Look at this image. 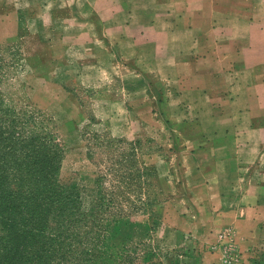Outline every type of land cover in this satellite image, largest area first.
<instances>
[{"label":"crops","instance_id":"crops-1","mask_svg":"<svg viewBox=\"0 0 264 264\" xmlns=\"http://www.w3.org/2000/svg\"><path fill=\"white\" fill-rule=\"evenodd\" d=\"M0 6V39L36 34L47 47L46 58L30 59L40 108L66 110L68 124L88 118L71 86L91 66L98 74L91 116L112 134L146 132L148 109L155 119L171 120L186 171L187 194L179 188L175 201L192 230L212 236L231 228L250 249L264 244V0H0ZM200 212L212 223L198 226Z\"/></svg>","mask_w":264,"mask_h":264},{"label":"rangeland","instance_id":"rangeland-1","mask_svg":"<svg viewBox=\"0 0 264 264\" xmlns=\"http://www.w3.org/2000/svg\"><path fill=\"white\" fill-rule=\"evenodd\" d=\"M22 1L26 5L28 0ZM47 53L44 40L36 34L0 39V113L9 110L0 120V134L7 137L12 131L13 136L22 135L14 145L40 144L54 136L63 154L60 183L79 192L85 210L94 202L102 219L126 217L129 229L109 241L100 234L104 226L101 219L96 222L97 256L109 258L110 253L117 260L112 264L121 260L128 264L129 256L138 257V264H264V244L250 249L244 240L238 242L231 228L212 231V236L192 230L186 209L175 201L179 188L184 193L186 171L177 150L179 138L171 132V120L160 115L155 119L148 109V117L143 120L146 132L136 138L112 134L108 123L91 116L97 107L93 80L98 79L91 66L71 86L88 118L68 124L70 113L66 110L55 115L40 108L32 96L35 86L30 59L35 55L46 58ZM85 79L87 84H81ZM210 216L200 212L197 225L212 223ZM107 243L111 252L106 249Z\"/></svg>","mask_w":264,"mask_h":264},{"label":"trees","instance_id":"trees-1","mask_svg":"<svg viewBox=\"0 0 264 264\" xmlns=\"http://www.w3.org/2000/svg\"><path fill=\"white\" fill-rule=\"evenodd\" d=\"M8 111L0 113V120ZM8 133L0 134V264H98L96 222L101 219L100 234L109 241L129 229L126 217L102 219L94 202L85 210L79 192L60 183L63 154L57 138L14 145L22 135ZM105 246L111 252L110 244ZM108 256L101 264L117 261ZM128 259V264H138V257Z\"/></svg>","mask_w":264,"mask_h":264}]
</instances>
